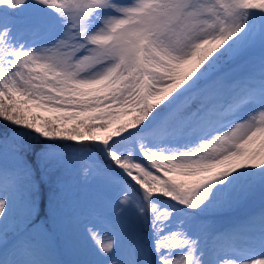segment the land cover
Returning a JSON list of instances; mask_svg holds the SVG:
<instances>
[{"label": "snow or ice", "instance_id": "obj_1", "mask_svg": "<svg viewBox=\"0 0 264 264\" xmlns=\"http://www.w3.org/2000/svg\"><path fill=\"white\" fill-rule=\"evenodd\" d=\"M0 264H264V0H0Z\"/></svg>", "mask_w": 264, "mask_h": 264}, {"label": "rangeland", "instance_id": "obj_2", "mask_svg": "<svg viewBox=\"0 0 264 264\" xmlns=\"http://www.w3.org/2000/svg\"><path fill=\"white\" fill-rule=\"evenodd\" d=\"M75 192L77 193L80 209L84 214L88 213L96 198L101 195L98 187L91 182H86L83 176L79 178V182L75 187Z\"/></svg>", "mask_w": 264, "mask_h": 264}]
</instances>
